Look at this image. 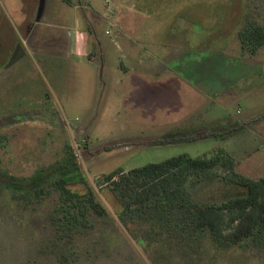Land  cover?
I'll list each match as a JSON object with an SVG mask.
<instances>
[{"label":"rangeland","instance_id":"rangeland-1","mask_svg":"<svg viewBox=\"0 0 264 264\" xmlns=\"http://www.w3.org/2000/svg\"><path fill=\"white\" fill-rule=\"evenodd\" d=\"M249 21L264 25V0H0V264H66L54 251L58 192L24 201L11 185L68 150L108 213L91 212L92 226L64 243L77 258L67 264H264V249L209 238L193 257L141 244L133 235L148 224L127 230L104 182L117 168L218 147L264 176V46L242 50ZM70 31L87 35L94 61L66 56ZM186 187L205 201L247 191L219 179Z\"/></svg>","mask_w":264,"mask_h":264},{"label":"trees","instance_id":"trees-1","mask_svg":"<svg viewBox=\"0 0 264 264\" xmlns=\"http://www.w3.org/2000/svg\"><path fill=\"white\" fill-rule=\"evenodd\" d=\"M238 37L244 52L256 54L264 46V25L249 21L238 30ZM215 179L244 186L247 191L221 201H205L196 199L186 187L187 183ZM24 180V186L11 185L24 188L25 192L14 194L24 201L38 202L51 189L58 192L59 203L51 214L56 231L54 251L60 248L59 259L73 262L75 252L65 251L64 245L92 226L91 212L108 213L74 152L68 150L61 161L40 167ZM104 182L120 203L117 216L127 230L148 224L140 237L133 235L141 244L180 246L189 257L199 253L205 238L221 250L238 245L264 249V176L254 179L240 172L235 157L222 147L201 156L184 153L128 170L117 168L104 176ZM73 183L85 184L87 193L72 190Z\"/></svg>","mask_w":264,"mask_h":264},{"label":"crops","instance_id":"crops-1","mask_svg":"<svg viewBox=\"0 0 264 264\" xmlns=\"http://www.w3.org/2000/svg\"><path fill=\"white\" fill-rule=\"evenodd\" d=\"M131 44L133 45L134 42H131ZM88 45H89V38L87 37V35H82V33H77L75 31H70L68 34V39L66 42V56L72 57L77 55L78 53H84L87 55V57L94 61L96 58V54L94 51H88ZM135 46V44H134ZM94 53V55H93ZM93 55V58H90V56ZM124 62V61H123Z\"/></svg>","mask_w":264,"mask_h":264},{"label":"built area","instance_id":"built-area-1","mask_svg":"<svg viewBox=\"0 0 264 264\" xmlns=\"http://www.w3.org/2000/svg\"><path fill=\"white\" fill-rule=\"evenodd\" d=\"M106 1V3L107 4H109L110 3V0H105ZM107 33H109V31H107Z\"/></svg>","mask_w":264,"mask_h":264},{"label":"flooded vegetation","instance_id":"flooded-vegetation-1","mask_svg":"<svg viewBox=\"0 0 264 264\" xmlns=\"http://www.w3.org/2000/svg\"><path fill=\"white\" fill-rule=\"evenodd\" d=\"M180 139H182V138H180ZM52 220V219H51Z\"/></svg>","mask_w":264,"mask_h":264}]
</instances>
